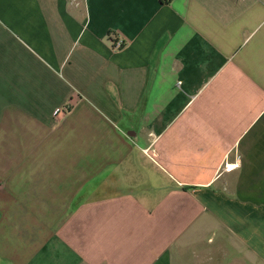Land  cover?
Returning <instances> with one entry per match:
<instances>
[{"label":"crops","instance_id":"obj_1","mask_svg":"<svg viewBox=\"0 0 264 264\" xmlns=\"http://www.w3.org/2000/svg\"><path fill=\"white\" fill-rule=\"evenodd\" d=\"M0 264H264V0H0Z\"/></svg>","mask_w":264,"mask_h":264},{"label":"built area","instance_id":"obj_2","mask_svg":"<svg viewBox=\"0 0 264 264\" xmlns=\"http://www.w3.org/2000/svg\"><path fill=\"white\" fill-rule=\"evenodd\" d=\"M124 47V45H123V43L121 42V41H115L114 43H113V49L114 50H120V49H122ZM240 160L237 158L236 159V161L235 162H230V163H227V164H225L224 166H223V170L224 171H232V170H234V169H236V168H238L239 167V165H240Z\"/></svg>","mask_w":264,"mask_h":264}]
</instances>
